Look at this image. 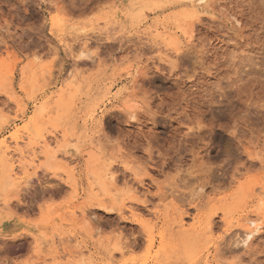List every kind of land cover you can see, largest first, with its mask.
<instances>
[{"label":"rangeland","instance_id":"1","mask_svg":"<svg viewBox=\"0 0 264 264\" xmlns=\"http://www.w3.org/2000/svg\"><path fill=\"white\" fill-rule=\"evenodd\" d=\"M17 129L58 163L0 149V264H264V0H0Z\"/></svg>","mask_w":264,"mask_h":264},{"label":"bare ground","instance_id":"2","mask_svg":"<svg viewBox=\"0 0 264 264\" xmlns=\"http://www.w3.org/2000/svg\"><path fill=\"white\" fill-rule=\"evenodd\" d=\"M189 1H198L199 2L200 0H189ZM201 1H203V0H201ZM80 33H82V32L80 31ZM145 35L148 36V34H145ZM148 40H149V37H148ZM151 40L154 42V45L158 46L159 48H163L166 46L164 34L157 33L153 38H151ZM176 49H177V47H176ZM178 53H180V52H178ZM78 55H79L78 58H87L88 57V53H86L84 51L80 52ZM69 84H71V82H69ZM25 139H29V134L26 132H25V134H21V130L17 129L14 132L10 133L7 137L1 139V141H0V149L2 150V157H3V159L8 160V163H7L8 166H7L6 171L9 174V178L6 177L7 178L6 180H8V181L6 184L4 183L5 186H8V185L11 186V182H12L11 176L17 177L18 175L25 174L27 172L28 168L33 167V165L39 160L38 154H36L37 148H43L44 149L43 154H44L45 161L41 165L42 167L48 166L47 163H49V162L50 163L54 162V165H55V163H58V162H55L56 157H57L56 153L58 152V150H52V148H50L51 141H53L54 144L57 145L56 135H53L50 139V138L46 137L45 134H43L41 131H39V132H36L35 135H33V138L29 142L26 143ZM66 145L65 144L62 146L59 145V148L67 147ZM89 166H91V164H89ZM103 168H102V170H103ZM103 171H104L103 176L112 175V174H110L112 172L110 171L109 168H104ZM103 171H101V172H103ZM97 177H98V175H97ZM97 180L99 182H96V184L98 183L97 185L103 187V181L100 180L99 178ZM97 180H95V181H97ZM245 222H246V224L247 223L248 224L246 225L247 227L245 225L241 226L242 230H243V238L241 239V243H243V245L246 244L245 246H247L248 245L247 243L250 240H252V237L257 235V233L259 232L260 226L258 224H256V222L253 220L246 219ZM81 262H82V260H81Z\"/></svg>","mask_w":264,"mask_h":264}]
</instances>
